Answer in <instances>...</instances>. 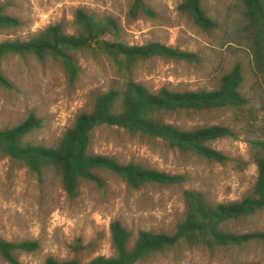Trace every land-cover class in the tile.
<instances>
[{"label": "rangeland", "instance_id": "rangeland-1", "mask_svg": "<svg viewBox=\"0 0 264 264\" xmlns=\"http://www.w3.org/2000/svg\"><path fill=\"white\" fill-rule=\"evenodd\" d=\"M183 1L143 0L153 14L139 11L134 16L130 13L133 0H0L3 11L21 22L18 28L2 32L0 42L26 40L54 24L73 33L76 12L82 10L96 19L115 21L117 33L106 34L105 40L116 38L129 45L159 42L195 55L190 61L154 57L125 70L97 50H84L76 54L79 72L73 82L58 61L9 56L1 62L10 87L0 86V130L33 113L41 119V127L28 140L53 145L79 113L91 111L96 95L122 88L127 78L151 91L162 87L211 91L235 64L241 66L243 92L250 103V109L242 113L219 109L165 116L181 129L229 127L234 137L210 143L227 157L225 163L116 127L101 126L93 132L94 153L182 175L185 181L181 184L148 183L132 189L118 176L99 171L100 183L81 181L78 194L71 197L53 171L38 178L0 154V238L37 240L40 245L36 252H17L19 264H45L49 256L60 261L75 258L81 263L98 255L112 256L110 224L115 220L131 232L129 247L139 230L171 235L185 215L184 190L200 191L212 203L238 201L251 192L257 168L250 159L249 140L264 137V79L252 74L251 50L236 32L241 5L238 0H202L205 12L217 23L212 29H202L179 11ZM231 225L237 233L264 232V209ZM245 263L264 264L263 240L216 249L179 244L138 264ZM0 264L9 263L0 258Z\"/></svg>", "mask_w": 264, "mask_h": 264}, {"label": "trees", "instance_id": "trees-1", "mask_svg": "<svg viewBox=\"0 0 264 264\" xmlns=\"http://www.w3.org/2000/svg\"><path fill=\"white\" fill-rule=\"evenodd\" d=\"M238 3L241 6L236 32L247 41L251 50L252 74L255 78L264 79V0H238ZM178 9L192 17L202 29L217 26L205 12L202 0H184ZM139 11L153 14L143 0H133L130 13L135 16ZM75 23L73 33H66L60 24H54L26 40L1 41L0 86L10 87L1 69V62L9 56H33L41 62L58 61L71 82L79 72L76 54L84 50H97L125 70L154 57L188 61L195 58L192 53L159 42L129 45L116 38L105 40L103 36L106 34L117 33V25L112 18L100 20L78 10ZM20 25L16 17L6 14L0 7V34ZM243 80L239 64L223 74L219 87L211 91H174L165 87L151 91L127 78L122 88H110L96 95L91 111L79 113L72 126L53 145L28 140V136L41 127V119L33 113L17 125L1 129L0 154L26 167L38 178L45 171H53L71 197L78 194L81 181L100 183L99 171L118 176L132 189L148 183L181 184L185 181L182 175L165 173L136 162L120 163L108 155L94 153L91 150L93 132L101 126L116 127L130 134L161 139L182 152L225 163L227 157L211 148L210 143L218 138L234 137L229 127L212 125L181 129L167 122L165 116L180 111L219 109L246 112L250 103L243 92ZM249 147L257 176L251 192L241 200L212 203L200 191L184 190L185 215L173 234L139 230L132 247H129L131 232L115 220L110 224L115 250L112 256L98 255L85 263L75 258L60 261L49 256L45 264H138L179 244L216 249L264 241V232L237 233L231 225L264 209V137L249 140ZM39 247L37 240L15 242L0 238V258L9 264H19L17 252H36Z\"/></svg>", "mask_w": 264, "mask_h": 264}]
</instances>
